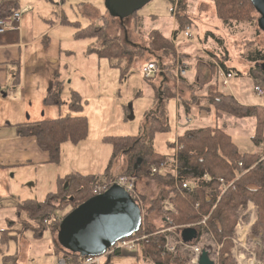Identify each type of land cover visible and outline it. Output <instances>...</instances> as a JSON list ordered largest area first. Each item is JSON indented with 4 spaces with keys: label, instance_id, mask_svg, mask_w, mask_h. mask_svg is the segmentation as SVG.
<instances>
[{
    "label": "rangeland",
    "instance_id": "obj_1",
    "mask_svg": "<svg viewBox=\"0 0 264 264\" xmlns=\"http://www.w3.org/2000/svg\"><path fill=\"white\" fill-rule=\"evenodd\" d=\"M22 1L19 0L20 4ZM38 1L24 0L23 4L26 3L37 12L38 8L42 10L40 3L42 0L36 6ZM52 1L54 4L50 0L44 1L45 6L55 11L57 18L62 14L66 22H69L61 26L60 33L56 31L50 34L54 39L60 36L61 40L62 51L58 54L59 46H56L53 54L58 56L60 77L64 82L63 110H66L70 92L72 90L78 92L83 111L77 114L86 116L88 132L86 138L79 143L75 145L66 143L61 146L58 163L43 168L42 172L33 171L28 180L23 182V187L17 189L15 200L19 199L18 202L25 199L45 200L47 193L55 189L52 185L50 187L52 174L64 176L76 171L81 174L103 173L112 153V145L104 141V138L137 136L145 139L149 119L153 115H160L163 110L168 118L169 130L156 133L153 138V147L161 155L173 156L171 144L176 140L177 116L184 121L180 127L189 129L215 123L223 129L226 125L227 133L231 135L240 152L259 154L261 146H255L250 138L253 120L236 119L234 116L220 113L212 103L214 96H218L219 92L228 94L230 87L231 91L246 97L247 101L264 105V95H258L254 90L257 85L264 89L263 79L254 72L255 76H258L255 81L253 74L249 73V68L255 69L251 56L256 55L257 50L264 51V31L257 26L258 14L255 11L252 18L246 22L225 23L216 16L211 0H174V6L169 0H150L136 13L120 20L109 15L104 0ZM179 8L184 23V27L180 29L189 28L191 36L188 38L184 37L183 31L177 29L174 12ZM104 20L108 21L107 33L117 36L121 44L134 50L137 55L130 68L123 72V76L121 70L112 67L108 60L99 59L95 53L88 52L91 47L96 46L94 38H77L75 35L80 28H85L89 24L100 26ZM152 29H161L158 31L168 36L171 49L154 50L149 45ZM149 61L156 62L158 70L151 77H144L141 75V69ZM118 62L121 63V68L127 64L125 60ZM182 64L187 67V73L176 77V68ZM224 67L232 68L239 77L230 82L227 80L228 82L222 85L221 82L227 78H223L226 73ZM246 76L251 80L249 81ZM185 109H188L189 113L186 114ZM178 110L180 115L177 113ZM184 113L185 116H190V122L186 121ZM225 116L230 117L226 119ZM260 157L264 159V155L261 154ZM124 167L120 154L112 162L110 171L118 169L113 173L117 175ZM28 170L24 171V175ZM105 183L107 181L103 184ZM136 184L142 205V222L147 220L149 224L166 234L164 250L171 256V261L175 258L178 260V263L172 264H195L192 250L185 247L176 234L177 226L173 225L171 219L165 220V217L171 218L177 214L173 201L175 195L170 193L162 201V212L147 211L150 200L157 196L158 185L149 177L139 178ZM52 200L55 220L50 222V225L54 224L51 228L56 243L58 224L71 210V206L66 201ZM165 201L167 207L171 205L172 211L164 208ZM15 202L10 200L5 205L10 207ZM237 213L230 250L224 253V256L232 258L234 264H250L251 261L255 264H264L262 257L264 246L258 237L251 235V228L257 217L256 205L248 201L246 207L239 208ZM207 217L208 215L196 224H205ZM45 223L28 220L24 213L19 214L16 207L2 211L0 228L9 227L16 240L0 245V264L5 263L1 262L5 255L16 256L22 264H26L30 255L36 259L42 257L44 260L41 254L47 247L44 245L40 249L38 244L44 242L42 243V237L36 238L35 235L40 230L42 232V226H47ZM48 237L50 238L44 234L43 240H48ZM195 244L211 249V258L218 264V252L222 244L216 243L211 234L203 233ZM138 246L140 252L137 256L141 260L139 262L135 261L131 253L123 251L118 256H102L99 264H144L142 259L152 262L149 257L143 256V245L139 243ZM56 263L57 260L51 259L42 262Z\"/></svg>",
    "mask_w": 264,
    "mask_h": 264
},
{
    "label": "trees",
    "instance_id": "obj_2",
    "mask_svg": "<svg viewBox=\"0 0 264 264\" xmlns=\"http://www.w3.org/2000/svg\"><path fill=\"white\" fill-rule=\"evenodd\" d=\"M169 1L174 6V0ZM211 1L216 16L225 23L246 22L252 18L254 9L249 0ZM20 6L19 0H0V19L12 16L14 12L19 11ZM174 16L179 30L184 27L180 8L174 12ZM107 26V20H104L100 26L89 24L85 28H80L75 35L77 38H94L96 46L91 47L88 52L95 53L99 59L108 60L112 67L121 70L123 76V72L130 68L137 55L134 50L121 44L117 36L109 35ZM149 45L154 50L171 49L170 40L157 29L150 31ZM251 58L255 69L249 68V73L253 74L256 81L258 76H255L254 72H257L264 82V71L261 68V63H264V51L257 50V54ZM120 60H125L127 63L124 68H121V63L118 62ZM224 70L226 72L235 71L230 67H224ZM62 90L63 82L54 78L44 98V103L60 108L65 104L62 99ZM212 101L215 109L220 113L236 118L254 119L255 127L251 140L255 146L262 145L264 155V108L260 105H243L233 96L221 92L218 96H214ZM66 109V113L62 116L15 126L18 136L35 138L37 146L47 153L50 163L59 162L62 144L68 142L75 145L87 136V118L77 114L83 111L82 100L78 92L74 90L70 92ZM163 113L164 110L160 115L151 116L145 139L137 136L105 137L104 141L112 145V153L109 164L101 175L72 172L58 177L55 192L49 193L45 200L25 199L18 202L15 207L19 214L24 213L28 220H36L43 224L47 221L45 224L49 226L50 222L55 220L52 199L68 202L72 210L92 197L95 194L94 187L105 181L120 175L135 176L136 180L149 177L155 180L158 190L157 196L150 200L147 211L162 212V201L173 193L177 214L169 219L173 225L177 226L176 234L179 240H181L178 234L180 229L187 226L194 227L197 231L194 243L203 233L211 234L216 243L222 244L218 252V264H234V260L229 256H224V253L230 250L238 209L245 208L248 201L253 202L257 207V217L252 225L251 235L258 237L264 246V159H260L258 153H241L230 135L218 126L192 128L177 136L175 142L171 144L179 166L178 177L154 174L151 172L152 166L167 158L166 155L156 152L153 147L154 135L169 130L167 117ZM185 113H189L188 109H185ZM120 154L125 167L119 174L113 175L110 172L111 165ZM204 175H207V180L203 179ZM220 178L222 183L218 180ZM185 180L190 183L189 189L182 188L181 184ZM229 183L232 184L225 188ZM207 215L205 224H196ZM60 223L61 221L58 229ZM53 226L50 225V228ZM51 230L53 231L52 228ZM11 231L9 227L0 231L1 246L15 239ZM134 234L139 237L144 236L140 241L143 245V256L149 257L154 264L178 263L176 258L171 261V256L164 252L166 234L149 224L147 220L142 222L140 229ZM55 247L58 252L63 253L62 256H70L74 262L80 257L62 248L57 240ZM262 257H264V252Z\"/></svg>",
    "mask_w": 264,
    "mask_h": 264
},
{
    "label": "crops",
    "instance_id": "obj_3",
    "mask_svg": "<svg viewBox=\"0 0 264 264\" xmlns=\"http://www.w3.org/2000/svg\"><path fill=\"white\" fill-rule=\"evenodd\" d=\"M39 1L38 3H36V6L39 5ZM44 1L46 0H42V2H40L42 5V10L38 8V11L36 12L26 3L23 4L24 3L23 0L19 9L20 11H22V16L19 22V28L15 30H7L3 33H0V213L1 214L2 211H4L7 208L15 209V206L19 200V199L17 200L14 199L17 195L16 194L17 189L23 187V182L28 180L30 174L33 171L36 172L40 170L42 172L43 168L54 164L48 162L47 153L41 150L37 146L34 137L18 136L16 134L15 126L17 124L34 122L42 119L56 118L58 116H62L64 113H66L67 110V109L65 111L63 110L64 105L58 108L55 105L44 103V98L47 92L50 90L54 78L61 80L60 77L61 68L59 67V60L57 59L58 56L56 54H53V50H55L56 46H59L58 54L62 51V49L60 48L61 40L59 35H58L59 36L58 39H54L53 36H50V34L56 31L60 33L59 29L61 28V26L65 24H69V22H66V18L62 14L59 15L57 18V13L53 10L51 11L50 7L47 8L45 6ZM50 2L54 4L52 0H50ZM157 30L161 31V29H157ZM162 34L168 38L167 35H165L164 33ZM238 77L239 76L235 78ZM246 77L248 78L249 81L251 80L250 77L248 76ZM61 81L63 82V80ZM229 89L230 92L228 94L232 95L239 103L243 105L255 104L253 102L251 103V101H247L246 97L244 96L242 97L239 93L235 91H231L230 87ZM63 91L64 89L62 90V93ZM255 105H260L264 108V105L261 104H255ZM177 113L178 115H180L179 110L177 111ZM225 117L226 119H228L230 116H225ZM184 118L186 119L187 122L191 121L190 116H185V113H184ZM177 119L178 120L176 121V124L178 127H176V133H177L176 137L189 129L185 127H180V125L183 124L184 121L182 122L180 120V117L178 116ZM249 119L253 120V125H252L253 128L251 129V131L252 130L254 131L255 121L253 118H249ZM219 121L221 120L219 119ZM216 124L217 123H215V125L207 124L205 126H199L196 128H202L208 126L212 128L216 126L220 127L219 125ZM223 130L224 132L227 133L226 125L223 128ZM258 146L262 147L261 144ZM261 147H259L260 150L259 155L261 154L263 155ZM27 169H29L28 173L24 175V171ZM117 171L118 169L116 171H110V172L111 174H113L114 172ZM99 174L101 175L102 172ZM58 177H63V176L62 175L60 176L59 174L51 175L50 187L52 185V187H55V189L54 191H49L47 195L49 193L55 192ZM10 200L11 202H15V201L16 202L12 206L10 205V207L6 206L5 203ZM3 220L5 221V219ZM2 229L3 228H0V231ZM44 234H47V236H50V238L48 237V240H43ZM35 236L36 238H40V239L42 237V243L44 242L43 244H38L40 249H42L44 245L47 247L46 250H42V254H41V256H43L45 259L42 260V257L40 258L38 257L36 259L31 257L32 255L29 254L30 256L28 255L29 257L26 264H42V262H44L47 259L58 261V259L62 257L63 253L58 252L57 248L55 247L56 244L54 241L55 237L50 227L42 226V232L40 230V232H38ZM138 252H140L139 249L135 250L134 252H127V253H131L135 261L139 262L141 260L137 256ZM32 260H34L33 263ZM1 262L2 263L5 262L4 264H22V261H19L18 258H16V256L14 255L3 256ZM142 262H144V264H154L152 262H148L143 259Z\"/></svg>",
    "mask_w": 264,
    "mask_h": 264
},
{
    "label": "water",
    "instance_id": "obj_4",
    "mask_svg": "<svg viewBox=\"0 0 264 264\" xmlns=\"http://www.w3.org/2000/svg\"><path fill=\"white\" fill-rule=\"evenodd\" d=\"M150 0H104L109 15L120 20L132 15ZM258 14L257 26L264 31V0H249ZM264 71V63H261ZM50 87V86H49ZM142 225V211L120 186L112 185L72 209L61 220L56 234L58 244L80 256H101L120 239L136 233ZM197 237L194 227L180 229L183 243ZM198 264H215L208 248H203Z\"/></svg>",
    "mask_w": 264,
    "mask_h": 264
},
{
    "label": "built area",
    "instance_id": "obj_5",
    "mask_svg": "<svg viewBox=\"0 0 264 264\" xmlns=\"http://www.w3.org/2000/svg\"><path fill=\"white\" fill-rule=\"evenodd\" d=\"M22 16V11H16L12 14V16L4 19H0V33H3L7 30H15L19 28V19ZM184 37L188 38L191 36L189 32V28L183 31ZM158 70V66L154 62H148L146 63L142 69L141 73L144 77H151L154 75ZM187 73V67L185 65H180L176 68L175 76H183ZM227 77V78H225ZM237 77V72L236 71H227L223 78H225V81H222V85H225L230 79ZM228 80V81H227ZM254 90L258 95H263L264 94V89H262L260 86H255ZM241 165V163H239ZM178 171H179V166L177 162V157L176 154L174 153L172 157H167L166 159L162 160L156 165H153L151 168V172L154 174H160L164 176H170L177 178L178 177ZM204 180H207V175L203 176ZM222 183V179H218ZM137 180L135 176H126V175H120L112 180L107 181L105 184H99L94 188V193H100L109 188L112 185H118L121 188H123L132 198L133 200L140 206L142 209L141 205V200L139 198V194L137 193ZM232 183H229L225 188L229 187ZM182 188L189 189L190 188V183L188 181H183L182 182ZM101 186V187H100ZM167 205V201H165L164 208L169 209V211H172L171 205ZM170 206V207H169ZM142 211V210H141ZM166 221H169L168 217H165ZM47 222V221H45ZM177 230V229H176ZM178 231V230H177ZM176 231V232H177ZM143 237L136 236L135 234L120 239L117 242H115L112 246L108 247L104 254L101 256H80L76 262L72 261L70 256H62L61 258L58 259L56 264H99L100 258L102 256H112L116 253H121V252H131L135 251L138 249V245L140 241L142 240ZM180 242L185 246L189 247L193 254L195 255L194 257V263L198 264V257L201 253L202 246L196 245V244H189V243H183L181 240ZM34 260H32V263Z\"/></svg>",
    "mask_w": 264,
    "mask_h": 264
},
{
    "label": "flooded vegetation",
    "instance_id": "obj_6",
    "mask_svg": "<svg viewBox=\"0 0 264 264\" xmlns=\"http://www.w3.org/2000/svg\"><path fill=\"white\" fill-rule=\"evenodd\" d=\"M189 244H195L194 241L192 243H189ZM204 248V247H203ZM202 248V249H203ZM210 251V257H211V249L209 250Z\"/></svg>",
    "mask_w": 264,
    "mask_h": 264
},
{
    "label": "bare ground",
    "instance_id": "obj_7",
    "mask_svg": "<svg viewBox=\"0 0 264 264\" xmlns=\"http://www.w3.org/2000/svg\"><path fill=\"white\" fill-rule=\"evenodd\" d=\"M51 220V219H50ZM45 230V229H44ZM165 252V251H164ZM250 264H255V262L251 261Z\"/></svg>",
    "mask_w": 264,
    "mask_h": 264
}]
</instances>
